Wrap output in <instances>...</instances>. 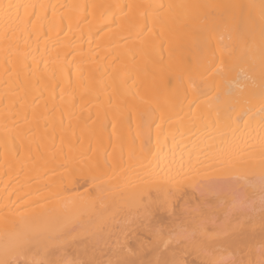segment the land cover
I'll return each mask as SVG.
<instances>
[{
	"label": "bare ground",
	"instance_id": "bare-ground-1",
	"mask_svg": "<svg viewBox=\"0 0 264 264\" xmlns=\"http://www.w3.org/2000/svg\"><path fill=\"white\" fill-rule=\"evenodd\" d=\"M263 187L264 0H0V264H264Z\"/></svg>",
	"mask_w": 264,
	"mask_h": 264
},
{
	"label": "rangeland",
	"instance_id": "rangeland-1",
	"mask_svg": "<svg viewBox=\"0 0 264 264\" xmlns=\"http://www.w3.org/2000/svg\"><path fill=\"white\" fill-rule=\"evenodd\" d=\"M17 104V105H16ZM18 104L19 103H15V108L18 106ZM153 110V109H152ZM151 110V108H150V111L149 110H146V111H144V115L142 116V118L143 119H145V117L146 116H152V117H154L155 116V112L154 111H152ZM146 112V113H145ZM142 119V120H143ZM6 123V122H5ZM143 123H144V120H143ZM156 123H154V125H155ZM94 127H95V125H94ZM153 164H151V166H153V165H155V162H152ZM99 169V168H98ZM98 169L97 168H95V167H93L92 169H90L89 170V174H91V175H97L98 174ZM243 178H244V176H243ZM241 179V177L238 179V180H240ZM243 179H241V181H242ZM244 180H245V178H244ZM134 182H136V180L135 181H133L132 183H133V185H134ZM139 182V180H137V183ZM138 185H139V183H138ZM138 185H135V186H138ZM263 191H264V187H263Z\"/></svg>",
	"mask_w": 264,
	"mask_h": 264
}]
</instances>
